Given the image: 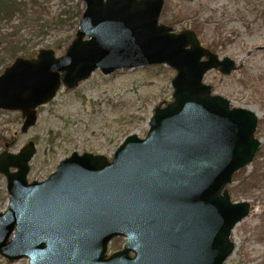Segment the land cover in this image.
<instances>
[{"label": "water", "instance_id": "95a60500", "mask_svg": "<svg viewBox=\"0 0 264 264\" xmlns=\"http://www.w3.org/2000/svg\"><path fill=\"white\" fill-rule=\"evenodd\" d=\"M79 1L84 11L64 55L41 50L0 75V110L20 113V132L61 85L74 89L95 70L167 65L176 73L171 102L153 110L145 138L129 135L110 161L72 153L42 182H27L32 142L2 152L8 208L0 213V256L28 264H223L234 250L231 231L250 210L232 203L226 187L258 151L257 118L211 95L202 78L210 70L228 75L234 63L201 48L192 31L158 25L163 0ZM115 237L124 247L106 257Z\"/></svg>", "mask_w": 264, "mask_h": 264}, {"label": "rangeland", "instance_id": "374dc122", "mask_svg": "<svg viewBox=\"0 0 264 264\" xmlns=\"http://www.w3.org/2000/svg\"><path fill=\"white\" fill-rule=\"evenodd\" d=\"M41 2L48 7L50 31H23L8 37L10 44H0V73L16 53V57L28 58L40 49H52L60 57L72 41L76 26L52 24L67 12L70 0ZM71 10L81 14L83 4ZM158 22L174 33L193 31L200 46L220 60L234 62L235 70L229 75L212 70L203 82L230 107L258 115V152L247 167L234 174L227 189L230 200L247 202L250 212L234 227L231 240L235 248L224 264H264V0H164ZM173 77L174 71L166 66L120 70L109 76L95 71L76 89L61 88L51 102L39 107L36 124L24 134L18 113L0 111V153H16L26 143H34L28 182L45 180L72 153L110 159L127 136L145 137L153 109L170 101ZM6 208L5 179L0 176V213ZM123 243L121 238L113 240L107 254L120 250ZM0 264L27 261L9 263L0 257Z\"/></svg>", "mask_w": 264, "mask_h": 264}, {"label": "trees", "instance_id": "16d2710c", "mask_svg": "<svg viewBox=\"0 0 264 264\" xmlns=\"http://www.w3.org/2000/svg\"><path fill=\"white\" fill-rule=\"evenodd\" d=\"M79 6V3L75 4L70 0L67 12H62L55 17L53 26L57 28L66 25L72 26V28L76 26L77 22L73 25L70 22L78 19L80 11L72 13L71 9L75 7L78 9ZM47 9L48 7L41 0H0V44L8 43V37L13 38L23 31L39 30V33L42 34H45V31H50ZM8 30L11 32H4ZM12 32L14 34H11ZM16 55L17 53L12 58H15Z\"/></svg>", "mask_w": 264, "mask_h": 264}, {"label": "bare ground", "instance_id": "6f19581e", "mask_svg": "<svg viewBox=\"0 0 264 264\" xmlns=\"http://www.w3.org/2000/svg\"><path fill=\"white\" fill-rule=\"evenodd\" d=\"M256 117L258 118V115L256 114Z\"/></svg>", "mask_w": 264, "mask_h": 264}]
</instances>
